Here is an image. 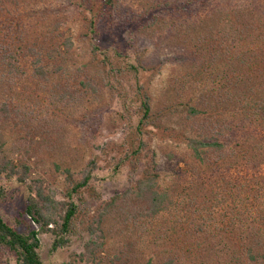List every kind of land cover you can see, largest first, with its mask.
<instances>
[{
  "label": "trees",
  "instance_id": "1",
  "mask_svg": "<svg viewBox=\"0 0 264 264\" xmlns=\"http://www.w3.org/2000/svg\"><path fill=\"white\" fill-rule=\"evenodd\" d=\"M24 1L27 0H0V120L3 117L9 124L29 126L33 119H37L31 116L35 109H44L49 113L50 106L55 109L60 108L61 103L63 107L69 106L86 93L82 92L84 87V91L90 89L95 93L99 92L100 87L118 91L121 98L128 100L124 101L126 109L140 100L137 109L140 117L136 118L135 126L140 143L136 147L133 140L131 144L134 149L124 147L119 151V156L104 161L114 162L111 163L110 174L119 173L128 162L139 167L144 161V170L130 188L102 203L97 216L91 218L87 225L90 239L84 244L85 250L76 254L79 259L75 261L84 259L100 264L95 257L105 245L102 224L112 213H120L124 222L137 228L145 227L147 223L153 225L155 219L166 211L179 210L175 197L180 196L177 194L179 183L182 179L187 181L183 175L186 171L181 173L176 184L162 185L156 153L153 152L149 158V153L144 150L147 144L143 135L150 124L151 97L147 93L142 97L143 87L140 86L135 99H130L127 96L129 87L123 84L124 81L133 80L129 78L133 73L139 79V67L134 64L128 66L130 62L123 52L115 55L100 53L103 56L99 58L97 51L102 49L106 36L112 38L113 44L119 40V31L128 27L138 35V29L142 31L150 20L154 24L163 11L173 15L178 11L183 15L189 11L191 18L181 16V19L174 20L172 15H168L171 20L166 24V29L169 36L181 39L180 46H177L182 54L180 59L190 69L185 72L182 84L185 87L192 85L197 92H202L199 98L201 104H197L196 98L172 103L170 111L176 114L181 106L178 114L183 115L188 127L176 134L168 128L163 130L172 138L183 141L189 150L196 164L192 168L193 175L199 182L202 180L201 185L198 184L201 194L190 199L189 208H193L191 214L196 215L191 222L179 220L173 226L160 228L156 233L158 238L147 245L154 255L169 254L164 264L176 261L179 264H196L197 261H201L200 264H264V0H246L234 7L219 4L208 7L202 15L200 10L192 8L201 7L200 4L206 3V0H151L147 5L149 7L138 16L140 19L127 17L128 12L126 16L121 15L118 0H66L67 3H63L64 11H73V16L86 19L88 24L84 34L92 41L88 61L75 53L71 36L67 37L61 29L62 26L77 23L76 20L71 21L70 16L58 14L54 29L36 34L32 26L21 23L20 17L16 18ZM53 14L57 13L52 12L49 16ZM117 15L125 19L116 22L113 18ZM105 17L111 20L102 24ZM172 24L175 26L171 27ZM188 31L197 34L190 37ZM6 39L14 40L17 48L20 44L30 43L28 54L23 55L25 63L35 57L29 75L27 65L21 69L17 53L9 50L10 46L4 47ZM31 41L35 43L34 46ZM202 64L206 66L200 68ZM222 64L224 72L220 74L217 71ZM71 76L73 79L64 81ZM91 77H96V84ZM23 78L26 81L21 93L28 102L22 106L14 88ZM70 80H75L74 83L82 88L73 89L74 83L69 85ZM205 97L209 99L205 100ZM211 102L213 109H206ZM39 122L37 128L46 126ZM145 153L148 161L144 160ZM99 159L91 157L78 173L65 168L63 173L66 174L68 186L66 194L59 198L55 188L46 186L38 179L28 183L32 169L30 163L22 157L12 158L6 154L4 143L0 140V202L7 197L2 177L15 178L28 189V202L21 212V216L27 218H16L19 225L27 226L26 230L21 231L18 226L8 223L0 209V254L12 253L16 264H47L40 251V234L54 236L53 250L71 243L72 238L77 236L79 218L82 216L78 204L81 198L76 200L75 196L81 195L83 189L88 188L94 180L102 179L95 171L101 170ZM221 165L224 166L221 168ZM211 166L214 170H211ZM200 168L211 170L214 176L221 171L219 181L215 182L211 173L204 180ZM221 181L222 186L219 184ZM214 184L220 185L217 191L212 188ZM34 225H38V228ZM163 231H166V235H163ZM172 231L173 234L168 237ZM131 246L129 243L128 248ZM121 254L118 264H126L130 257L127 254V258L122 260ZM209 254L216 255L211 256V262ZM152 261L150 258L146 264H152Z\"/></svg>",
  "mask_w": 264,
  "mask_h": 264
},
{
  "label": "rangeland",
  "instance_id": "2",
  "mask_svg": "<svg viewBox=\"0 0 264 264\" xmlns=\"http://www.w3.org/2000/svg\"><path fill=\"white\" fill-rule=\"evenodd\" d=\"M174 1L172 0V2ZM206 1V3L200 4L201 7H194L192 9L200 10V15H202L205 14L208 7H214L219 4L234 7L237 4L245 3L246 0ZM118 2L120 4L118 12L121 15L126 16V12H128L127 17L131 18L135 16L137 18L146 7H149L147 5L150 4L151 0H118ZM63 3H67L66 0H27L21 3L19 15L16 18L20 17L21 23H27L32 26L36 34H42L48 33L50 29H54L58 20V17L55 16L58 14H64L66 17L70 16L69 20H76L77 23H71L70 26H62L61 29L66 32L67 37L71 36L75 53L83 56V60L88 61V55L92 49V41L89 37H84L85 32L88 30L85 27L88 25L86 19L73 16V11H64ZM52 12L57 14L49 16ZM159 15V20H156L154 24L150 20L145 23L142 31L138 29V35L128 27L119 31V40L113 44L112 38L106 36L102 41V49L97 52H99V58L103 56L100 53L108 54L109 52L111 55H115L118 52H123L127 55L130 62L128 66L134 64L139 67V79H136L135 73H133L129 75V78H133V80L124 81L123 84L126 83L127 87H129L127 96L130 99H135L139 91L138 87L140 86L143 87L142 97L145 93L151 97L152 112L151 117H149L150 124L144 130L143 140L147 144L144 150L149 153V158L153 152L156 153L158 172L160 173L162 185L171 186L176 184L183 171H186L183 175L187 178V181L182 179L177 189V194L181 196L175 197L176 202L179 203V206H177L179 210L166 211L160 218L155 219L156 221L153 225H148L147 223L148 227L135 228L133 224L124 222L119 215L120 213H112V215L107 216L102 224L105 245L103 250L99 251L95 257V260H98L100 264H118L121 252L126 253L121 254L123 256L122 260H125L128 255L130 257L126 264H146L150 258L153 259L152 264H164L168 261L169 254L154 255L147 243L155 240L156 233H159L158 230L160 228L173 226L179 220L188 223L196 216L191 214L193 208H189L191 206L189 203L190 199L201 194L198 188L202 180L200 179L199 182V179L193 175L194 169L192 168L196 164H194L190 157V152L186 149L184 142L172 138L169 133L163 130L168 128L176 134L180 133L182 128L188 127L187 122L183 120V115L178 114V111L182 107L179 106L175 114L173 113L175 111H170L169 109L172 103H180L196 98L197 104H201V99L199 100V98L202 96V92H197L192 85L185 87L182 84L185 72L190 69H188L189 66L185 67L184 62L180 59L182 54L177 46H180L179 42H181V39L180 37L176 39L169 36L166 29V24L171 20V17L168 15H172L174 20L181 19L182 17H191L189 11L184 15L179 11L175 15L163 11ZM113 19L117 22L125 18L117 15ZM109 20L111 19L105 17L102 24H105V22L109 23ZM173 26L175 25L172 24L171 27ZM109 28L112 29L113 27L109 26ZM29 32L32 33V30ZM6 33L9 34L8 32ZM187 33L190 37L197 34L192 33V31H188ZM32 41H35V39L32 38ZM32 41L31 44L33 43L32 46H34L35 43ZM17 46L14 40L6 39L4 47L17 53L21 69L24 68V65H27L30 70L28 72L29 75L34 67L35 63L33 60L35 57L33 59L30 58V61L25 63L23 55L28 54L30 43L20 44L19 48ZM187 52L189 53L187 54L188 57H190V51L188 50ZM218 53L221 54V51ZM54 59L55 57H53ZM51 64L53 63L51 62ZM114 66L116 67L117 64H114ZM203 66H206V64H202L200 68ZM223 70L222 64L217 72L223 74ZM67 74L68 76L70 75L69 72ZM68 78L73 79V76L67 77L64 81L67 82ZM91 78L96 84V77ZM32 79L34 78L32 77ZM81 79L84 78L82 77ZM30 80L28 79V81ZM25 81V78L19 80L17 86L14 88L21 98L22 106L28 102L24 98V93H21L22 85ZM74 81L70 80L71 83L69 82V85L74 83ZM72 88L80 90L82 87H80V84L74 83ZM84 88L82 92L86 93H83L78 100L69 106L63 107L62 103L59 105L60 108L57 109L54 106H50L49 113H46L44 109H35L34 114L31 116L37 119H33V122H30L29 126L21 127L9 124V122L4 121L3 117L0 120V140L4 143L5 153L12 158L22 157L26 162H29L32 169L28 183L30 180L38 179L46 186L55 188L59 193V198H62L66 194L68 186L66 174L64 175L63 170L70 168L72 172L78 173L85 168L86 162L91 157H100L101 170L95 171L100 174L102 179L94 180L88 188L83 189L81 195L75 196L76 200L77 198H81L78 204L82 214L79 218L80 223L77 236H74L72 242L66 247L53 250L54 236L48 233L40 234V251L42 259L47 264H61L64 262H71L72 264H96L97 261L88 262L84 259L83 261H75L78 258L76 254L84 252V244L90 239L87 225L90 224L91 218L97 216L104 201L123 193L136 182L145 166L144 161L139 167L128 162L119 173L110 174L111 163L114 162L106 163L104 161L113 156H119V151L124 147L134 149L135 147L131 144L133 140L136 147L140 143L138 130L135 127L137 124L136 118L140 117V113L137 110L140 100L134 106H129L126 109L124 101L128 100L125 97L121 98L118 91H109V89L100 87L99 92L95 93L90 89L88 92L84 91ZM207 99L209 98L205 97V100ZM211 104L213 102L208 104L206 109H213L214 105ZM40 110L44 111L39 112ZM169 111L170 115L168 114ZM38 120H40L39 123L46 124V126L44 128L41 126V128H37L39 126ZM30 129L31 131L29 132ZM144 156V160L148 161L146 153ZM223 166L221 165L220 167L222 168ZM200 169L202 170L204 180L211 173V178L217 182L222 174L221 171H218L214 176L211 172V170H214L212 166L211 170H206V168ZM1 179L7 191L6 199L0 202L1 213L8 223L16 225L21 231H24L27 226L19 225L16 218L20 217L24 220L27 218L21 216V212L25 209L28 202L27 186L15 178L6 179L2 177ZM219 184L222 186L223 182L221 181ZM219 184H214L216 188L212 186L213 190L217 191L218 186H220ZM177 225L180 226V223ZM35 227L38 228V225ZM165 232H162L163 235H166ZM172 234L173 231L168 233V237ZM93 238L95 239L96 237L93 236ZM129 243L132 244L130 248H128ZM209 256V261L211 262V256L215 257L216 255L209 254ZM200 263L201 261H197L196 264ZM0 264H16V258L12 253H2L0 254ZM172 264L179 263L176 261Z\"/></svg>",
  "mask_w": 264,
  "mask_h": 264
}]
</instances>
